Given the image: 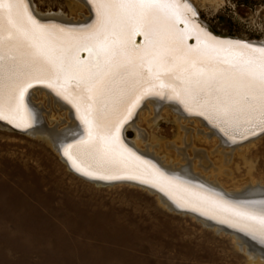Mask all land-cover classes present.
<instances>
[{"label": "snow or ice", "instance_id": "6c2138e0", "mask_svg": "<svg viewBox=\"0 0 264 264\" xmlns=\"http://www.w3.org/2000/svg\"><path fill=\"white\" fill-rule=\"evenodd\" d=\"M90 3L92 22L70 28L38 19L29 0H0V120L31 127L29 90L43 85L82 126L63 148L77 171L149 183L264 245V200L233 202L187 188L121 134L147 97L176 101L233 141L264 134V46L213 36L187 0Z\"/></svg>", "mask_w": 264, "mask_h": 264}, {"label": "rangeland", "instance_id": "374dc122", "mask_svg": "<svg viewBox=\"0 0 264 264\" xmlns=\"http://www.w3.org/2000/svg\"><path fill=\"white\" fill-rule=\"evenodd\" d=\"M31 1L41 14L50 11L74 21L88 16L86 10L72 6L73 0ZM193 4L214 32L264 43V0ZM30 102L40 107L42 126L58 131L66 126L63 111L42 92H35ZM139 112L133 118L135 128L127 129V140L137 139L140 131L145 135L139 139L144 150L152 147L170 164L180 160L188 164L174 146H167L177 135L174 113L161 109L156 115L146 105L143 115ZM199 127L208 128L186 124L192 131ZM198 135V149L225 171L217 176L223 192L249 185L264 188V134L251 139V145L245 142L240 150L235 148L229 162L214 152L215 136L207 133L208 140L200 141L203 135ZM187 154L196 163L194 154ZM159 202L156 195L136 186L87 182L68 170L44 139L0 126V264H264L248 259L232 236L171 212Z\"/></svg>", "mask_w": 264, "mask_h": 264}, {"label": "bare ground", "instance_id": "6f19581e", "mask_svg": "<svg viewBox=\"0 0 264 264\" xmlns=\"http://www.w3.org/2000/svg\"><path fill=\"white\" fill-rule=\"evenodd\" d=\"M193 1L194 0H187V2L190 3L194 9H197L196 6H194L195 4H193ZM29 4H30V9L33 12V14L41 21L53 22L56 24H61V25L70 27V28H75L78 26H84L86 24H89L92 22L95 16L90 0H73L71 2L72 6H74L76 9L80 11H82L83 9L86 10L88 16L86 15L87 17L83 18L82 21H74V20H71L65 17L63 14H57V13L54 14V13H51L50 11L47 12L46 14H41L34 7L31 0H29ZM198 17L200 19L199 14H198ZM246 43L257 45V46H264V43L257 42V41L247 40ZM85 55L87 56L86 53ZM36 86L30 90L28 102L31 97L35 96V92H42L44 94V97L50 98L52 100L53 104L55 105L57 109L63 111L65 115L64 121L66 123V126L60 131L56 130L55 128L53 129L52 127L48 128V127H44V125L42 126L40 124V120H42L41 119L42 118L41 109L40 107L34 106L30 102L31 104L29 105L31 108H33L36 118L31 128L28 127L29 130H27L24 133H26L28 136H32V137L36 136V137L44 139L49 146L53 147V149L59 152L62 162L65 164L68 170H70L74 175L80 177L81 179L87 182L93 183L94 185L101 186V187L111 186L114 184H125V185L127 184V185H132V186L137 185V184H132V183H125L123 182L124 180L130 181V182H136V183L148 186L149 188L147 187L144 188L141 186H136V187L143 188L149 191L150 193L156 195V197L160 201L159 203H161L169 211L174 212L176 214L188 215L196 219L197 221L201 222L204 226L208 228H213L217 233L224 232L232 236L234 240L236 241L237 247L253 263L259 262V260L260 262L264 261V245H261L258 242L252 240L249 236L229 226L228 224L220 222L219 218H213L210 214L202 213L199 210H193L190 206H181L180 203H178L176 199H174L168 193L161 191L159 187L153 186L149 183H143L140 180H130V179H117V180L97 179L96 181V180H93L95 178L85 176L81 172L77 171L72 166L71 162L67 159V157H65V155L63 154V148L68 143L72 142L74 139L79 138L82 132V126L77 117V114L75 110L72 108V106L68 104L66 101H64L63 99H61L60 97H58L55 94V92L46 88L43 85H36ZM145 101L147 102L145 103ZM145 105L149 108V110L152 113L156 115H157V112L155 113V111H158L161 109H164V110L169 109L174 113V119H175L174 122L177 125V135L175 136L176 139L172 140L170 143H167L168 141L166 143L168 147L174 146L176 154L179 157H181V159H183L184 161H187L186 163L188 164L185 165L184 163H181V160L177 162L175 161L176 163L171 162L170 164L167 160L165 159L163 160L159 158L158 154L155 151L151 150L152 147L151 148L147 147V149L144 150L141 145V140L139 139L144 138L145 135L140 131H137V139H134L132 141L127 140V132H126L127 129L135 128V123L133 124V118L136 115V113H138L139 111H140L139 115L140 116L143 115V112H141V110L143 109V107H145ZM2 121L6 122L9 125L14 126V124L9 123L8 121H5V120H2ZM130 121L131 123L128 124ZM187 123H191V124L193 123L194 125H196V127H198L199 124H201L204 127V124H205L208 128L206 130H203L201 128L200 130V127H199L198 130H200L201 132L196 131V129L192 131L191 129L186 128ZM125 125L127 126L125 127ZM125 125H124L125 128L123 127V134H122L124 142L130 148H132L133 151H135L138 155L152 162L154 165L160 168L166 175H168L171 179L175 180L177 183L184 185L190 189L200 190L201 192L212 195V196L222 195L226 199L233 201V202H249V201L259 202V201L264 200V188L258 185L257 186L249 185L245 187L244 189L231 191V193H225L227 189L223 192L220 188L221 184H219V182L217 181V176L218 174H220V172H225V171L215 166L212 160H210V157L206 153V151L198 149L196 145V143L199 140L198 134L203 135L201 138L202 140L200 141L208 140V138H206L207 133L215 136L216 137L215 146L218 145V147L214 146L215 147L214 152L222 156L221 160L223 159V162H229L231 158L230 154L235 148L240 150L241 145L247 139L249 140L245 141V142H248L246 145H251L252 144L251 139L254 141L255 140L254 138L257 139L259 134L250 136V138L248 137L247 139L237 137L235 141H233L229 139L228 137H226L223 133H221L218 128L213 127L212 124L209 123L204 117L197 116L195 114H190L186 112L183 109V107L174 100L161 99L158 97H147L143 101H141L138 107L134 110L133 116L127 121ZM1 127L6 128L4 126H1ZM14 127L17 129H21V130L28 129V128L25 129V128H20L16 126ZM6 129L9 130V128H6ZM177 140L179 141L178 143H180V145H177L178 144ZM189 152L194 154L195 158L197 159L196 163H192L191 160L188 158L189 155L187 153ZM196 166H200V170L197 169ZM206 170H209L208 173L207 172L204 173ZM99 181H103V182L110 183V184H103L102 182H99ZM222 188L224 189V187ZM183 211H189L190 213L186 214ZM198 216L201 218H199Z\"/></svg>", "mask_w": 264, "mask_h": 264}, {"label": "water", "instance_id": "95a60500", "mask_svg": "<svg viewBox=\"0 0 264 264\" xmlns=\"http://www.w3.org/2000/svg\"><path fill=\"white\" fill-rule=\"evenodd\" d=\"M195 20L199 23V25H201L203 28H205L206 30H207V32H209V33H211L213 36H215V37H217V38H219V39H221V40H240V41H243V40H241V39H238V38H233V37H228V36H222V35H220V34H218V33H216V32H214L208 25H206L204 22H202L200 19H199V17H198V14L196 15V17H195ZM139 42H141L142 43V37H137L136 38ZM244 42H246V41H244ZM189 43H194V40L193 41H189ZM81 55L82 56H84L85 58H86V55H85V53H81ZM36 87H38V86H36ZM31 90V89H30ZM30 90H29V94H30ZM29 97V96H28ZM143 104V103H142ZM142 106V105H141ZM140 106V107H141ZM131 122V121H130ZM129 122V123H130ZM0 125L1 126H4V127H6V128H9V130H11L12 132H15V133H24V132H26L27 130H29V128L28 129H26V130H21V129H17V128H15L14 126H12V125H9V124H7L6 122H4V121H2V120H0ZM31 128V127H30ZM121 134H123V129H122V131H121ZM261 135V134H260ZM247 140H249V139H247ZM247 140H245V141H247ZM245 141H244V143H245ZM243 143V142H242ZM93 180H96L97 181V179H93ZM99 182H102L103 184H110V183H106V182H103V181H99ZM123 182H125V183H132V184H137L136 186H141V187H144V188H149L148 186H145V185H142V184H139V183H136V182H130V181H127V180H124ZM183 212H185L186 214H188V213H190L189 211H183ZM199 217V216H198ZM199 218H201V217H199ZM203 219V218H202Z\"/></svg>", "mask_w": 264, "mask_h": 264}]
</instances>
